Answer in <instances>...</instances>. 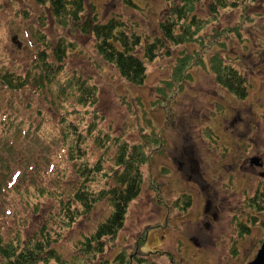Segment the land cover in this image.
<instances>
[{
    "label": "rangeland",
    "instance_id": "374dc122",
    "mask_svg": "<svg viewBox=\"0 0 264 264\" xmlns=\"http://www.w3.org/2000/svg\"><path fill=\"white\" fill-rule=\"evenodd\" d=\"M88 2L99 22L120 17L127 34L141 37L136 55L142 59L144 46L161 37V21L180 4ZM210 3L196 1L188 14V20L195 16L205 22L197 34L202 42L165 43L152 62L145 59L144 84L134 86L96 52L93 35L58 25L48 0H0L1 73L33 75L44 49L61 38L74 45L64 74L49 85L39 88L30 80L12 92L0 83L2 244L16 237L26 242L40 228V242L49 237L58 260L39 264H139L141 259L143 264H248L255 258L264 241V211L254 212L247 201L264 180L262 168L250 163L255 157L264 164V0L218 10L216 20H211ZM182 50L202 59L190 67L189 79L171 84ZM214 56L246 78L244 98L216 82ZM73 74L96 86L95 105L83 108L73 102L71 91L60 92L59 78ZM65 111L70 125L61 122ZM70 130L76 135L65 139ZM150 138L162 142L145 144L150 157L124 226L115 238L103 240L102 253L83 255L81 243L110 215V202L103 197L88 212L79 202L70 210L61 202L73 198L83 183L84 165L92 170L84 183L88 189L98 193L114 186L121 143L132 146ZM74 143L80 157L72 158L78 152L70 149ZM190 158L192 173L186 165ZM184 196L191 203L182 209ZM205 198L211 200L208 207ZM72 208H77L75 215Z\"/></svg>",
    "mask_w": 264,
    "mask_h": 264
},
{
    "label": "trees",
    "instance_id": "16d2710c",
    "mask_svg": "<svg viewBox=\"0 0 264 264\" xmlns=\"http://www.w3.org/2000/svg\"><path fill=\"white\" fill-rule=\"evenodd\" d=\"M88 1L48 0L47 8L61 27L62 25H71L75 31L78 30L81 34L93 35L95 37L94 48L96 52L107 63L114 65L118 69L119 74L134 86L144 84L146 78L145 59L152 62L163 49L165 43L171 44L173 47H179L191 42H202L200 37H197V34L205 22L195 16L188 20V14L192 11L193 4L202 0H179L180 4L174 6L170 15L166 16L160 23L161 37L155 38L144 46L143 59L136 55V49L142 45L141 37L135 32L131 35L127 34L125 32L126 24L120 17L111 18L105 23L99 22L95 6ZM251 1L254 0H210L209 12L212 15L211 20H216L218 10H224ZM89 10L92 12L91 17L87 15ZM93 10L95 13H93ZM73 47V43L68 38H61L53 48L44 49L41 52L39 62L35 66L37 70L33 75L28 74L26 77H19L3 71L2 73L0 72V83L12 92L24 89L30 80H33V83L39 88L42 85L47 86L51 80L57 77V74L61 72L64 74L66 58L69 54L68 52L73 50ZM166 49L170 56L169 47L167 46ZM180 54L182 55L174 65L176 74L173 72L171 84L179 83L180 77L184 80L189 79L190 67L196 64L197 60L202 59L197 52L189 54L182 50ZM48 56L52 58L51 61L47 60ZM211 70L216 82L221 87L234 93L238 98L246 96V78L234 68L225 65L219 56L212 58ZM59 82H62L60 92L71 91L73 102L78 106L84 108L97 103V88L87 79L73 74L64 81L59 78ZM171 84L169 83V85ZM61 118V122L67 125L71 124L66 117V111ZM71 135H76L74 130L68 131L64 137L67 139ZM149 142L160 144L162 141L150 138L149 141L144 139V141L141 140V142L132 146H129L126 142L121 143V149L115 163L118 169L114 164L112 172L115 185L107 190L95 193L93 190L88 189V186L84 183L89 179L92 170L87 165H84L81 171V176L84 177L83 183L79 185L73 194V198L65 203L61 202L66 210L71 209L73 202H79L85 212L92 209L103 197H106L110 202L112 207L110 215L97 226L93 234L85 238L81 243L83 255L89 254L90 251L94 254L102 253L104 249L103 240L105 238H115L124 226L129 204L141 191L142 167L148 163L150 157V153L146 151L145 144ZM74 148L78 149V152L76 153L77 155L73 153L72 158L75 156L80 157L82 153L77 143L71 144V151ZM96 168L97 173L102 171L100 164ZM103 176H107V174ZM158 188L159 186H157ZM159 189L157 192L160 191ZM179 201L182 209H185L191 203L190 196H184ZM247 206L256 213L264 211V180L257 187L256 193L248 199ZM76 213L77 208H72V215ZM39 230L32 236V239L26 242H21V239L16 237L2 244L0 237L2 264H39L49 260H58L57 256H55V250L49 246L50 238L48 237L45 242H40ZM143 240H145V236L139 241ZM122 252L120 256H127L125 253L122 254ZM141 260L145 262V260ZM142 261H138V263L143 264Z\"/></svg>",
    "mask_w": 264,
    "mask_h": 264
},
{
    "label": "water",
    "instance_id": "95a60500",
    "mask_svg": "<svg viewBox=\"0 0 264 264\" xmlns=\"http://www.w3.org/2000/svg\"><path fill=\"white\" fill-rule=\"evenodd\" d=\"M251 165L262 168V172L259 174L260 177L264 178V166L260 158L253 157L250 160ZM248 264H264V241L261 244L255 258Z\"/></svg>",
    "mask_w": 264,
    "mask_h": 264
},
{
    "label": "flooded vegetation",
    "instance_id": "af4514ba",
    "mask_svg": "<svg viewBox=\"0 0 264 264\" xmlns=\"http://www.w3.org/2000/svg\"><path fill=\"white\" fill-rule=\"evenodd\" d=\"M189 164H186V165H188V169H187V171H188V173H192V172H194V167L192 166V159L190 158L189 159ZM253 166V165H252ZM251 167V166H250ZM254 167V166H253ZM200 175V173H198V175L197 176H199ZM205 202H206V207H208V206H210V204H211V200L209 199V198H205ZM208 212V211H207ZM206 212V213H207ZM204 217H207V215H204Z\"/></svg>",
    "mask_w": 264,
    "mask_h": 264
},
{
    "label": "bare ground",
    "instance_id": "6f19581e",
    "mask_svg": "<svg viewBox=\"0 0 264 264\" xmlns=\"http://www.w3.org/2000/svg\"><path fill=\"white\" fill-rule=\"evenodd\" d=\"M74 123H76V121H75ZM94 124H96V123H94ZM97 124H98V122H97ZM96 126H97V125H96Z\"/></svg>",
    "mask_w": 264,
    "mask_h": 264
}]
</instances>
